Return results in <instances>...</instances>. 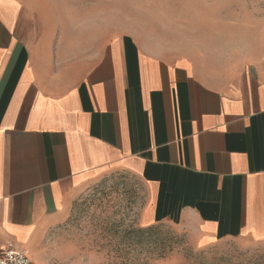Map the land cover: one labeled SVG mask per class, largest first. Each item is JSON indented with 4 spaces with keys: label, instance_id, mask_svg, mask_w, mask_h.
<instances>
[{
    "label": "crops",
    "instance_id": "crops-1",
    "mask_svg": "<svg viewBox=\"0 0 264 264\" xmlns=\"http://www.w3.org/2000/svg\"><path fill=\"white\" fill-rule=\"evenodd\" d=\"M116 172L145 227L264 243V0H0V251Z\"/></svg>",
    "mask_w": 264,
    "mask_h": 264
},
{
    "label": "rangeland",
    "instance_id": "rangeland-1",
    "mask_svg": "<svg viewBox=\"0 0 264 264\" xmlns=\"http://www.w3.org/2000/svg\"><path fill=\"white\" fill-rule=\"evenodd\" d=\"M144 204V188L134 177L120 172L105 177L78 196L64 223L48 231L40 262L264 264V243L238 239L200 248L171 225L145 227L140 222Z\"/></svg>",
    "mask_w": 264,
    "mask_h": 264
},
{
    "label": "built area",
    "instance_id": "built-area-1",
    "mask_svg": "<svg viewBox=\"0 0 264 264\" xmlns=\"http://www.w3.org/2000/svg\"><path fill=\"white\" fill-rule=\"evenodd\" d=\"M0 264H33L28 253L13 242L0 251Z\"/></svg>",
    "mask_w": 264,
    "mask_h": 264
},
{
    "label": "trees",
    "instance_id": "trees-1",
    "mask_svg": "<svg viewBox=\"0 0 264 264\" xmlns=\"http://www.w3.org/2000/svg\"><path fill=\"white\" fill-rule=\"evenodd\" d=\"M150 228V227H149Z\"/></svg>",
    "mask_w": 264,
    "mask_h": 264
}]
</instances>
